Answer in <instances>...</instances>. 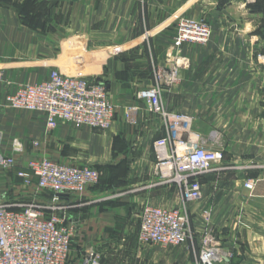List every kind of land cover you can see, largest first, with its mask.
Segmentation results:
<instances>
[{"label": "crops", "instance_id": "crops-1", "mask_svg": "<svg viewBox=\"0 0 264 264\" xmlns=\"http://www.w3.org/2000/svg\"><path fill=\"white\" fill-rule=\"evenodd\" d=\"M137 1L61 0L58 5L56 0H0L3 152H10L16 138L24 145L36 140L32 152L37 157L67 164H107L111 172L112 189L96 184L83 193L60 196L58 204L65 207L73 229L71 259L77 256L72 252L75 239L108 240L125 211L136 205L182 204L176 185L160 181L155 170L154 141L167 134V127L137 96L139 90L156 82L158 71L164 73L165 105L193 116V129L208 146L214 145L212 135L205 136L200 129L224 134L239 128L238 121L232 123L236 118L245 121L243 128L264 125V0H143L145 16ZM122 3L130 11L124 28L96 26L102 7L113 9ZM182 14L208 21L210 41L184 43L175 49ZM116 46L121 52H115ZM172 68L178 73L168 81L164 71ZM53 69L108 80L110 98L117 105L109 129L60 125L47 132L43 113L23 114L8 105V92L20 84L47 79ZM257 160L264 162V156ZM26 161L21 158L16 169ZM16 169L0 170V192L13 180L23 185ZM255 179L250 195L240 173H206L201 176L202 197L188 202L196 235L211 227L219 237L221 252L229 256L219 264H264V170ZM28 189L39 193L36 178ZM0 194L5 201L16 203L5 192ZM38 198L31 200L52 202L51 196Z\"/></svg>", "mask_w": 264, "mask_h": 264}, {"label": "built area", "instance_id": "built-area-1", "mask_svg": "<svg viewBox=\"0 0 264 264\" xmlns=\"http://www.w3.org/2000/svg\"><path fill=\"white\" fill-rule=\"evenodd\" d=\"M177 22L175 49L179 50L184 43L210 41L212 29L205 19L182 16ZM164 72L169 81L178 69ZM163 74L158 71L156 82L139 90L137 96L145 101L148 111L159 116L167 127V134L154 141L157 155L155 170L160 181L177 186L183 202L176 207L143 205L139 240L142 244L169 246L194 239L196 233L184 205L202 197L201 176L217 169L225 156L223 149L209 147L193 129V116L166 107ZM6 101L16 110L43 113L47 130L60 125L107 130L112 126L117 110L103 79L72 76L58 69H53L41 82L20 84L7 93ZM132 109H127L128 116ZM3 146L0 134V167L12 168L16 164V153L23 150L21 140H13L8 154L3 152ZM16 174L26 184L36 178L38 189L49 190L54 196L50 204L34 200L25 205L0 197V264H106L102 253L93 248L86 249L77 260L71 259L73 229L68 224L65 207L58 204L61 195L83 193L88 187L98 184L100 170L94 165L32 157ZM257 181L252 178L244 182L250 195H253ZM56 208L60 210H46ZM202 240L199 264H219L229 257L221 252L211 234H204Z\"/></svg>", "mask_w": 264, "mask_h": 264}, {"label": "rangeland", "instance_id": "rangeland-1", "mask_svg": "<svg viewBox=\"0 0 264 264\" xmlns=\"http://www.w3.org/2000/svg\"><path fill=\"white\" fill-rule=\"evenodd\" d=\"M61 0H56V3L60 5ZM138 4L140 6L141 15L145 16L146 12L143 10V5L146 4L143 0H138ZM138 7L134 8V11L137 12ZM129 10L125 9L124 4L116 6L113 9H109L108 7H102L97 13L98 16L95 18V21L98 22L96 26H100L102 29L107 28H116L122 29L125 23V18L129 15ZM72 13V9L70 10V14ZM182 16H187L191 18H195L189 15L182 14ZM110 18V19H108ZM204 19V18H203ZM114 21H117L114 23ZM70 22V21H69ZM140 30V25L137 26ZM109 30V29H107ZM150 43V39L147 40V44ZM110 44V43H107ZM119 46V45H118ZM116 46L117 53L121 52V47ZM151 52V51H149ZM152 53V52H151ZM154 54H151V58L153 59ZM151 59V60H152ZM150 60V61H151ZM103 79L107 84L108 80L105 77H97ZM109 90V84H108ZM166 104V103H165ZM262 106H264V98L262 100ZM167 107V105H166ZM168 108V107H167ZM170 109V108H168ZM172 110V109H170ZM175 111V110H174ZM177 111V110H176ZM189 114L186 110L180 111ZM21 113H32V111L22 110ZM264 116V114H263ZM238 121L241 125L239 128H231L229 130L224 131V134H221L219 131H210L200 129V132L205 136H211L209 147L212 148H221L226 151V158L224 163L219 166L217 169H214L210 172L217 173L219 171H223L231 174H239L241 177H244L245 180H249L252 178H257L258 173L264 170V162H259L257 158L260 159L261 156H264V125L243 128L245 125V121L239 120L236 118L235 121ZM203 126L204 124L201 123ZM46 127V126H45ZM100 130V129H99ZM50 132L52 130H47ZM22 147L23 150L19 153H16V164L21 160V158L25 157L26 160L37 157L32 150L37 147V142L34 140L31 141L32 144L24 145L23 142ZM229 146V147H228ZM236 154V155H234ZM237 157L241 158L240 161H237ZM12 168L2 169L1 171H11L16 169V166ZM96 166L101 173V179L99 184L97 185H109V178H111V172L107 164H96ZM16 171H18L16 169ZM209 173V172H208ZM207 173V174H208ZM206 174V173H205ZM202 175V177L205 176ZM23 183V182H22ZM32 184L23 183L20 184L16 181H12L10 185L8 184L5 187L6 190H1V192H5V197L10 198L13 202L21 203L22 205L28 204L33 197H53L54 194L48 190H38L36 194H33L28 187ZM108 187V186H107ZM112 189V187L109 185ZM177 187V186H176ZM2 189V187H0ZM0 192V193H1ZM113 194L115 191L112 192ZM250 194V191H249ZM1 195V194H0ZM39 199V198H38ZM183 202V201H181ZM184 206H189L186 204ZM143 205H136L133 209L125 211V217L121 219L118 224L111 231V234L114 236L110 237L108 240L103 239H88L85 241H77L76 239L72 243V252H74L77 256L72 259L73 261L77 260L83 252H85L88 248H93L103 255V260L106 264H111L108 262L111 261L113 264H199V252L200 246L203 242L204 234H211L215 241L218 242V246L221 247V243L219 237L215 232L212 231L211 227H208L206 232L201 234H195L193 240H188V242L180 244V245H169L162 246L158 244H142L139 240V227L141 222V213H142ZM48 212H56V209H46ZM188 212L190 215V222L193 228V219L190 214L189 208ZM207 218V217H206ZM194 229V228H193ZM96 231L99 228L95 229ZM85 232V231H84Z\"/></svg>", "mask_w": 264, "mask_h": 264}, {"label": "water", "instance_id": "water-1", "mask_svg": "<svg viewBox=\"0 0 264 264\" xmlns=\"http://www.w3.org/2000/svg\"><path fill=\"white\" fill-rule=\"evenodd\" d=\"M19 180H20V181H22V179H21V178H20Z\"/></svg>", "mask_w": 264, "mask_h": 264}, {"label": "trees", "instance_id": "trees-1", "mask_svg": "<svg viewBox=\"0 0 264 264\" xmlns=\"http://www.w3.org/2000/svg\"><path fill=\"white\" fill-rule=\"evenodd\" d=\"M99 184V183H98ZM68 217H69V215H68Z\"/></svg>", "mask_w": 264, "mask_h": 264}]
</instances>
